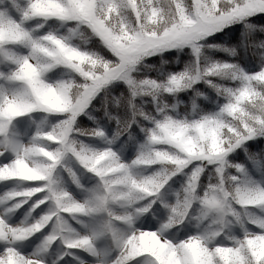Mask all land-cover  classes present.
Instances as JSON below:
<instances>
[{"label":"snow or ice","instance_id":"6c2138e0","mask_svg":"<svg viewBox=\"0 0 264 264\" xmlns=\"http://www.w3.org/2000/svg\"><path fill=\"white\" fill-rule=\"evenodd\" d=\"M0 264H264V0H0Z\"/></svg>","mask_w":264,"mask_h":264},{"label":"rangeland","instance_id":"374dc122","mask_svg":"<svg viewBox=\"0 0 264 264\" xmlns=\"http://www.w3.org/2000/svg\"><path fill=\"white\" fill-rule=\"evenodd\" d=\"M254 150H255V146H254Z\"/></svg>","mask_w":264,"mask_h":264}]
</instances>
